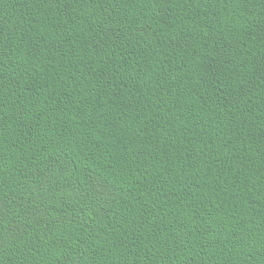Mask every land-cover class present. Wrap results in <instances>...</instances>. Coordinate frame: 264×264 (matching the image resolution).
<instances>
[{
  "label": "trees",
  "instance_id": "trees-1",
  "mask_svg": "<svg viewBox=\"0 0 264 264\" xmlns=\"http://www.w3.org/2000/svg\"><path fill=\"white\" fill-rule=\"evenodd\" d=\"M0 264H264V0H0Z\"/></svg>",
  "mask_w": 264,
  "mask_h": 264
}]
</instances>
